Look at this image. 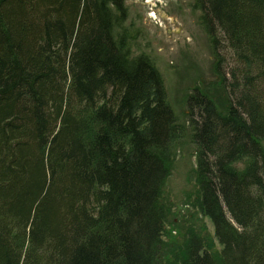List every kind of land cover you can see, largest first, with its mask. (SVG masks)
Masks as SVG:
<instances>
[{
    "label": "trees",
    "instance_id": "16d2710c",
    "mask_svg": "<svg viewBox=\"0 0 264 264\" xmlns=\"http://www.w3.org/2000/svg\"><path fill=\"white\" fill-rule=\"evenodd\" d=\"M192 2L227 102L200 87L186 100L220 249L194 228L164 241L188 131L133 56L126 0H0V264H264V0Z\"/></svg>",
    "mask_w": 264,
    "mask_h": 264
},
{
    "label": "rangeland",
    "instance_id": "374dc122",
    "mask_svg": "<svg viewBox=\"0 0 264 264\" xmlns=\"http://www.w3.org/2000/svg\"><path fill=\"white\" fill-rule=\"evenodd\" d=\"M126 6L129 10L126 25L137 34L133 56L145 54L152 59L163 77L168 102L178 122L188 131L175 150L174 165L163 190V202L169 210L164 241L172 246L194 228L213 251H218L220 245L213 223L197 206V150L190 138L186 103L192 91L200 87L220 111L226 110V96L217 85V58L210 37L192 0H126ZM219 55L223 58L221 73L229 79L235 62L223 40Z\"/></svg>",
    "mask_w": 264,
    "mask_h": 264
}]
</instances>
